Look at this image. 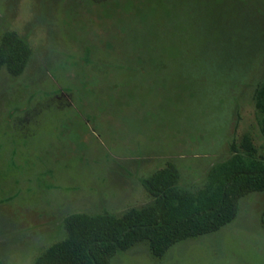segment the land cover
<instances>
[{
    "label": "rangeland",
    "instance_id": "374dc122",
    "mask_svg": "<svg viewBox=\"0 0 264 264\" xmlns=\"http://www.w3.org/2000/svg\"><path fill=\"white\" fill-rule=\"evenodd\" d=\"M8 31L32 55L0 69V264H34L70 214L149 203L145 179L169 164L197 190L244 136L264 162V0H0ZM263 216L251 193L217 232L111 264H264Z\"/></svg>",
    "mask_w": 264,
    "mask_h": 264
},
{
    "label": "trees",
    "instance_id": "16d2710c",
    "mask_svg": "<svg viewBox=\"0 0 264 264\" xmlns=\"http://www.w3.org/2000/svg\"><path fill=\"white\" fill-rule=\"evenodd\" d=\"M31 55L30 46L16 32L8 31L0 38V69L4 67L10 76H20ZM254 94L264 135V78ZM240 148L245 153L234 151L230 159L209 171L197 190L180 188L178 170L169 164L145 179L149 203L121 216L68 215L64 219L67 238L48 247L34 264H111L118 252L143 241L152 256L160 258L178 242L217 232L233 220L241 198L264 192V162L254 158L248 136Z\"/></svg>",
    "mask_w": 264,
    "mask_h": 264
}]
</instances>
